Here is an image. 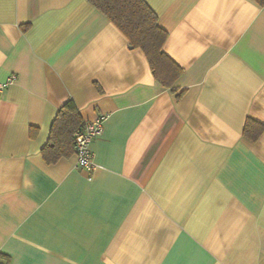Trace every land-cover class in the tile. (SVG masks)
I'll list each match as a JSON object with an SVG mask.
<instances>
[{
  "label": "crops",
  "instance_id": "1",
  "mask_svg": "<svg viewBox=\"0 0 264 264\" xmlns=\"http://www.w3.org/2000/svg\"><path fill=\"white\" fill-rule=\"evenodd\" d=\"M145 1L175 90L89 0H0V264H264V4ZM69 99L90 170L42 150Z\"/></svg>",
  "mask_w": 264,
  "mask_h": 264
},
{
  "label": "trees",
  "instance_id": "2",
  "mask_svg": "<svg viewBox=\"0 0 264 264\" xmlns=\"http://www.w3.org/2000/svg\"><path fill=\"white\" fill-rule=\"evenodd\" d=\"M90 3L109 18L125 35L130 48H140L145 54L149 67L157 83L175 90L174 83L182 73L163 50L167 32L157 22V15L145 0H89ZM263 5L264 0H255ZM83 121L72 99L58 109L50 126L49 137L42 150L47 161H55L65 151L63 143L73 146L74 133ZM264 129L263 123L246 118L243 135L251 140L257 138ZM34 132V131H33ZM7 264V263H5Z\"/></svg>",
  "mask_w": 264,
  "mask_h": 264
},
{
  "label": "built area",
  "instance_id": "3",
  "mask_svg": "<svg viewBox=\"0 0 264 264\" xmlns=\"http://www.w3.org/2000/svg\"><path fill=\"white\" fill-rule=\"evenodd\" d=\"M15 76L10 75L5 82L0 83V89L14 81ZM104 116L96 117L93 120H86L83 125L74 133L75 153L77 166L90 170L94 167L93 153L90 147L91 141L102 132Z\"/></svg>",
  "mask_w": 264,
  "mask_h": 264
}]
</instances>
